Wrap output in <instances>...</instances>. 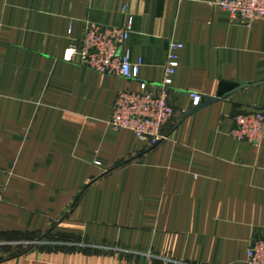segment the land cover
<instances>
[{
  "label": "crops",
  "instance_id": "1",
  "mask_svg": "<svg viewBox=\"0 0 264 264\" xmlns=\"http://www.w3.org/2000/svg\"><path fill=\"white\" fill-rule=\"evenodd\" d=\"M213 0H0V264H247L264 238V144L230 137L264 113V21ZM125 8V12H123ZM137 80L65 60L85 22L121 28ZM183 46L156 146L109 126L117 95L158 93ZM186 117L189 94L215 97Z\"/></svg>",
  "mask_w": 264,
  "mask_h": 264
},
{
  "label": "built area",
  "instance_id": "2",
  "mask_svg": "<svg viewBox=\"0 0 264 264\" xmlns=\"http://www.w3.org/2000/svg\"><path fill=\"white\" fill-rule=\"evenodd\" d=\"M210 5L227 12L234 24L249 27L255 21H264V0H213ZM125 10L123 8V12ZM132 33L130 16L121 28L85 22L80 40L70 45L65 60L99 75L137 80L142 60H131L127 43ZM182 48L175 41L169 42L158 93L147 91L143 84L139 91H124L117 95L109 121L111 128L128 130L149 147L165 138L163 129L171 123L174 115L168 91L179 66ZM189 97L193 107L199 106L200 95L191 93ZM229 135L235 142L259 149L264 144V113L256 111L234 116ZM246 263L264 264V238L250 243Z\"/></svg>",
  "mask_w": 264,
  "mask_h": 264
},
{
  "label": "water",
  "instance_id": "3",
  "mask_svg": "<svg viewBox=\"0 0 264 264\" xmlns=\"http://www.w3.org/2000/svg\"><path fill=\"white\" fill-rule=\"evenodd\" d=\"M245 86L243 84H235V83H222L219 87V90L215 97H202L199 106L194 107L190 112L185 114L184 118L200 111L201 109L217 102L220 99H226L235 92L243 89Z\"/></svg>",
  "mask_w": 264,
  "mask_h": 264
}]
</instances>
